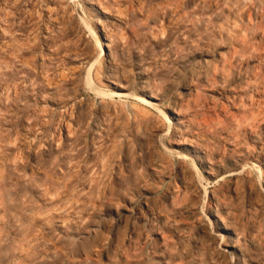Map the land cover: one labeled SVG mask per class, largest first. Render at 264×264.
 <instances>
[{
	"label": "rangeland",
	"instance_id": "obj_1",
	"mask_svg": "<svg viewBox=\"0 0 264 264\" xmlns=\"http://www.w3.org/2000/svg\"><path fill=\"white\" fill-rule=\"evenodd\" d=\"M263 208L264 0H0V264H264Z\"/></svg>",
	"mask_w": 264,
	"mask_h": 264
},
{
	"label": "bare ground",
	"instance_id": "obj_2",
	"mask_svg": "<svg viewBox=\"0 0 264 264\" xmlns=\"http://www.w3.org/2000/svg\"><path fill=\"white\" fill-rule=\"evenodd\" d=\"M123 93H120V92H117V93H115L114 94V96H124V94L122 95ZM234 174V173H233ZM236 174H238V173H236ZM263 190V189H262ZM261 190V191H262ZM260 203V202H259ZM264 209V208H263ZM212 217V216H211ZM146 223V222H145ZM14 227V226H13ZM209 227H211V223H210V226ZM19 228V227H18ZM215 228L218 230V231H220V233L223 235H230L231 234V231H229L228 230V227H227V225H226V223L225 222H223L221 219H220V223H219V221L218 222H216V224H215ZM214 234V233H213ZM217 238V237H216ZM220 239H221V237H220ZM222 240V239H221ZM218 241H219V239H218ZM230 243H229V246L230 247H232V248H235V246H236V244L234 243V241H235V239H233V237H230ZM220 242V241H219ZM218 242V243H219ZM221 244V243H220ZM222 245V244H221ZM223 246V245H222ZM220 247V246H219ZM222 248V247H221ZM235 250V249H234ZM227 252V251H226ZM228 254H229V252H228ZM223 255V254H222ZM231 257H232V259L234 260V261H237V263L236 264H238L239 263V260H237V256L236 255H231ZM232 260V261H233Z\"/></svg>",
	"mask_w": 264,
	"mask_h": 264
}]
</instances>
